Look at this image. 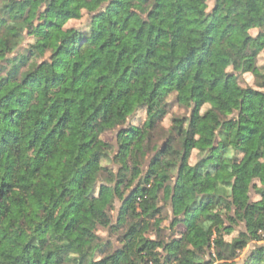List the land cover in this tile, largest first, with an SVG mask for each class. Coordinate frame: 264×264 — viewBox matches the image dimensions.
<instances>
[{
  "label": "clouds",
  "instance_id": "clouds-1",
  "mask_svg": "<svg viewBox=\"0 0 264 264\" xmlns=\"http://www.w3.org/2000/svg\"><path fill=\"white\" fill-rule=\"evenodd\" d=\"M0 264H264V0H0Z\"/></svg>",
  "mask_w": 264,
  "mask_h": 264
},
{
  "label": "trees",
  "instance_id": "trees-1",
  "mask_svg": "<svg viewBox=\"0 0 264 264\" xmlns=\"http://www.w3.org/2000/svg\"><path fill=\"white\" fill-rule=\"evenodd\" d=\"M53 169H55V162H53Z\"/></svg>",
  "mask_w": 264,
  "mask_h": 264
}]
</instances>
